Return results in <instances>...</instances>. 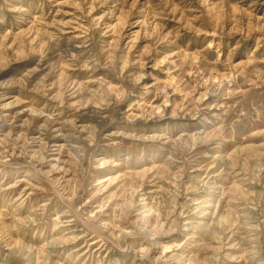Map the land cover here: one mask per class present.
<instances>
[{
	"label": "rangeland",
	"instance_id": "374dc122",
	"mask_svg": "<svg viewBox=\"0 0 264 264\" xmlns=\"http://www.w3.org/2000/svg\"><path fill=\"white\" fill-rule=\"evenodd\" d=\"M0 264H264V0H0Z\"/></svg>",
	"mask_w": 264,
	"mask_h": 264
}]
</instances>
